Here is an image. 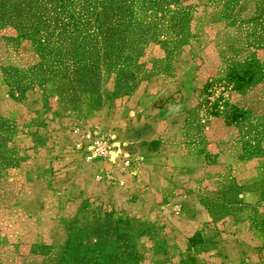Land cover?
Returning a JSON list of instances; mask_svg holds the SVG:
<instances>
[{
    "label": "rangeland",
    "instance_id": "1",
    "mask_svg": "<svg viewBox=\"0 0 264 264\" xmlns=\"http://www.w3.org/2000/svg\"><path fill=\"white\" fill-rule=\"evenodd\" d=\"M118 2L132 50L98 47L94 90L36 75L11 96L3 73L36 72L39 58L0 31V121L11 129L0 139V264H54L71 236L117 219L130 228V264H264V84L202 93L230 62L264 61V0L106 4ZM218 95L250 117L226 125L197 107Z\"/></svg>",
    "mask_w": 264,
    "mask_h": 264
},
{
    "label": "trees",
    "instance_id": "2",
    "mask_svg": "<svg viewBox=\"0 0 264 264\" xmlns=\"http://www.w3.org/2000/svg\"><path fill=\"white\" fill-rule=\"evenodd\" d=\"M106 1L0 0V31L12 32L7 35L10 39L29 40L39 58L36 72L14 67L6 69L3 77L9 94H22L27 86L36 81V75L38 82L47 79L66 81L82 91L94 90L93 80L98 75V54H95L98 47L101 46L100 50L105 55L128 50V46L132 50L124 35L132 24L131 20L124 18L125 12L129 15V9L120 2L110 5ZM157 1L160 3L165 0ZM173 18L170 16L168 20L170 25H181L179 18ZM139 27L143 26L139 24ZM129 56L130 53L126 59ZM129 65L121 63L120 79L115 84L117 89L127 90L128 84L124 82L123 76L128 73L126 69ZM263 79L264 61L260 62L250 55L240 62L233 61L225 65L218 77L205 83L202 93L208 95L206 88L212 82L221 83L223 89L241 93ZM197 107H204L207 115H221L226 125L241 126L250 117L248 111L230 104L221 95L212 101L205 96ZM10 130L7 124L0 121L2 142H6ZM90 231L86 237L71 236L60 248L54 264H130L135 259V251L130 243V228L123 221L105 220L94 225Z\"/></svg>",
    "mask_w": 264,
    "mask_h": 264
},
{
    "label": "crops",
    "instance_id": "3",
    "mask_svg": "<svg viewBox=\"0 0 264 264\" xmlns=\"http://www.w3.org/2000/svg\"><path fill=\"white\" fill-rule=\"evenodd\" d=\"M264 82V81H263ZM262 81L261 82H259V83H257V84H255V86H254V89H260V86H262L264 83H263ZM255 112H257V113H264V105L263 106H261V107H256L255 108Z\"/></svg>",
    "mask_w": 264,
    "mask_h": 264
}]
</instances>
